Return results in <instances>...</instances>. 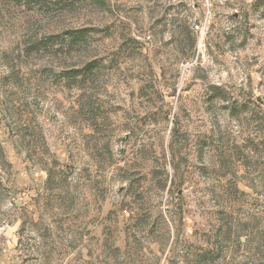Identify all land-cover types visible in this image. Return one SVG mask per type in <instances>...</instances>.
<instances>
[{
	"label": "rangeland",
	"instance_id": "rangeland-1",
	"mask_svg": "<svg viewBox=\"0 0 264 264\" xmlns=\"http://www.w3.org/2000/svg\"><path fill=\"white\" fill-rule=\"evenodd\" d=\"M0 264H264V0H0Z\"/></svg>",
	"mask_w": 264,
	"mask_h": 264
}]
</instances>
